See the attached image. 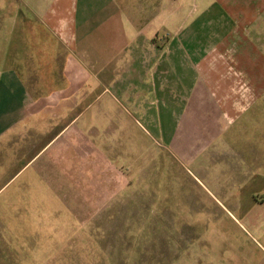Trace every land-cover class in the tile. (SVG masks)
Listing matches in <instances>:
<instances>
[{
    "label": "crops",
    "instance_id": "crops-1",
    "mask_svg": "<svg viewBox=\"0 0 264 264\" xmlns=\"http://www.w3.org/2000/svg\"><path fill=\"white\" fill-rule=\"evenodd\" d=\"M95 84H110L130 118L170 111L174 128L159 131L175 158L223 133L230 174L264 188V0H0V177L51 132L40 150L61 138Z\"/></svg>",
    "mask_w": 264,
    "mask_h": 264
},
{
    "label": "rangeland",
    "instance_id": "rangeland-1",
    "mask_svg": "<svg viewBox=\"0 0 264 264\" xmlns=\"http://www.w3.org/2000/svg\"><path fill=\"white\" fill-rule=\"evenodd\" d=\"M177 73L187 93L191 74ZM103 85L83 89L61 138L3 169L0 264H264V232L248 220L264 188L230 174L224 134L175 158L159 131L174 128L170 111L130 118Z\"/></svg>",
    "mask_w": 264,
    "mask_h": 264
}]
</instances>
